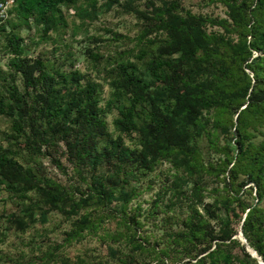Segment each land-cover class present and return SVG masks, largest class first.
<instances>
[{
    "label": "trees",
    "instance_id": "1",
    "mask_svg": "<svg viewBox=\"0 0 264 264\" xmlns=\"http://www.w3.org/2000/svg\"><path fill=\"white\" fill-rule=\"evenodd\" d=\"M206 1L221 2L225 15L182 0H15L0 25L8 56L0 116L9 122L0 187L15 208L0 222L24 233L51 211L63 214L71 226L48 245L46 263L106 220L116 223L102 236L109 257L65 264H260L241 230L264 260V0ZM130 3L134 35L106 24L108 37L94 33L75 50L58 32L69 13L76 26ZM45 40L56 44L28 53ZM79 55L85 69L75 67ZM44 158L79 184L50 176ZM165 163L167 180L143 220L141 203L131 206L142 191L133 180ZM149 219L164 229L154 241L143 234Z\"/></svg>",
    "mask_w": 264,
    "mask_h": 264
},
{
    "label": "rangeland",
    "instance_id": "2",
    "mask_svg": "<svg viewBox=\"0 0 264 264\" xmlns=\"http://www.w3.org/2000/svg\"><path fill=\"white\" fill-rule=\"evenodd\" d=\"M182 2L186 9L195 12L211 13L222 16L225 15V6L221 2H208L206 0H182ZM72 13L68 14L70 20L69 26L67 28L59 26L58 32L62 33L63 37H66L67 35L70 40H75L73 42L75 50L87 46L86 42L82 41L84 42L82 43L80 40H84V38L91 36L94 33H100L101 35L108 37L110 34L103 28L106 24H108L109 28H114L124 33H130V35H134L139 30V27L137 26L138 19L136 11L131 3L126 6L119 15L115 13V10H112L108 14L102 15L100 19H96L93 22L85 21L83 24L77 23L76 26L74 22L75 17ZM74 26L75 29H73ZM73 33L75 34L74 36ZM55 44L54 40H45L39 45H31L28 48V53L36 56L41 50L51 49ZM7 60L8 56H6L0 48V65H3V67L6 68L5 62ZM69 67L70 64L67 65V68ZM75 67L85 69L87 67L86 59L83 58V56L76 58ZM108 89V86H106L104 96L108 95ZM114 112H116V109H114ZM112 118L113 114H109L108 120L110 126L113 128ZM8 127L9 122H7L3 116H0V141L2 144H7L6 139L3 137V132L5 130L7 131ZM127 142L130 143L131 139L127 138ZM42 161L44 162V166H46V170L50 176L56 177L68 185L79 184L80 179L74 175L72 169H69L67 173L59 169L55 164H50L49 160L46 158L42 159ZM64 162H66V164L68 163L65 158ZM168 167L169 164L165 163L142 179L133 180V184H137L142 191L132 201L131 206H136L141 203L143 211L141 219L143 220H146L145 218L148 216L147 211L150 208L153 199L156 198V194L162 181L167 180ZM8 193L9 191L4 185L0 187V214L5 210L10 211L15 208L13 201L9 199ZM212 200L213 197H208L206 201L209 202ZM116 205L117 202L113 201V206ZM241 207L242 205L235 206L232 210V214L235 215L239 212ZM5 224L4 219H2L0 222V264H13V261L15 260H20V263H22L33 259L38 262L37 264H65L69 259L75 260L77 255H81L84 258L88 256L91 259H94V262L101 263L104 258L109 257L107 243H105L102 238L103 233H105L107 229L113 230L116 227V223L113 220H106L104 227H101L98 232H86V235L82 239L74 240L71 244L65 245L64 248L59 251V256L56 260L46 263L44 261V258L46 257L43 259L41 258L48 251V245H54L56 242L61 241L64 231L68 230L71 226V222L67 219L65 220L63 214L51 211L46 223L42 224L38 222L24 233L16 232L14 230H6ZM43 228L50 229L47 235L41 233ZM143 230V234L148 235L153 241L156 239V236H159L164 232L163 227H161V222L156 225L151 219H149L145 227H143ZM156 262V260L153 261V264H156Z\"/></svg>",
    "mask_w": 264,
    "mask_h": 264
},
{
    "label": "built area",
    "instance_id": "3",
    "mask_svg": "<svg viewBox=\"0 0 264 264\" xmlns=\"http://www.w3.org/2000/svg\"><path fill=\"white\" fill-rule=\"evenodd\" d=\"M15 4V0H1L0 1V25H2L9 17V10Z\"/></svg>",
    "mask_w": 264,
    "mask_h": 264
},
{
    "label": "water",
    "instance_id": "4",
    "mask_svg": "<svg viewBox=\"0 0 264 264\" xmlns=\"http://www.w3.org/2000/svg\"><path fill=\"white\" fill-rule=\"evenodd\" d=\"M239 237L242 240V242L246 245V249L250 252V254L254 257H256L260 264H264L263 258L258 254L257 250L253 248L249 242L247 241V238L243 234V231L241 230L239 233Z\"/></svg>",
    "mask_w": 264,
    "mask_h": 264
}]
</instances>
